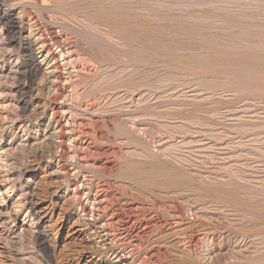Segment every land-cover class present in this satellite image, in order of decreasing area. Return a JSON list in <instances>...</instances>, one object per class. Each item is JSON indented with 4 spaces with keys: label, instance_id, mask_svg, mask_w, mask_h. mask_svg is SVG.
<instances>
[{
    "label": "rangeland",
    "instance_id": "374dc122",
    "mask_svg": "<svg viewBox=\"0 0 264 264\" xmlns=\"http://www.w3.org/2000/svg\"><path fill=\"white\" fill-rule=\"evenodd\" d=\"M21 1L0 0V16L9 13L17 17L20 15L18 18L19 23H21L20 25H23L22 30H26L27 25L31 24L30 17L39 22L38 25L42 22V24L47 25V28L50 27L49 29H52L55 34L57 33V37L61 41L70 37L66 43L70 42L71 45L63 48L64 58H60L59 52L55 51L57 57H59L58 64L60 68L58 73L60 79L59 83L56 84L58 94L55 96L56 98L52 96L50 99L48 96L52 95L51 90L54 88V85H52L53 78L45 74L44 71L46 70L36 75L24 76L21 72L22 70H20V66L24 62L26 55L15 47L14 41L8 40L3 28L4 22L0 21V177L2 185L0 189L2 192L6 191V194L2 197H6L5 199L8 197L9 207L15 205V207L18 206L19 210L22 209L21 214L17 217L20 226L26 214V211H23L25 192L22 187L26 182L32 186L35 197H37H34V202L38 203L39 209H43V216L39 225L48 228L46 239L42 242L36 241L34 238V228L32 227L34 220L29 217L26 220L27 223L24 225L28 233L26 232L25 236L21 239L22 241L12 240V244L8 243L5 237L4 225H0V264H118L117 259L119 258L122 259V264L156 263L154 262L156 257L155 259L153 258L154 254L151 256L149 253L153 248H149L148 245L141 247V249H135L133 253H130L127 241H123L121 245H125L123 246L125 252L116 250L118 258H115L114 255H104L105 253L100 249V245L102 244H99V240L95 239L92 241L94 245H88L86 243L87 235L79 236L75 233V231L77 232L80 229L81 224L93 223L95 221L94 223L97 226H101L107 222L110 210L115 209L121 203L138 206L137 208L144 215V211L150 212L151 203L154 199L162 206L164 204L163 207L158 208V215L160 217L163 215L162 218L166 219L169 225L173 224L174 228V225L179 226L176 230L177 233L174 231L171 233L172 235L169 233L168 236H164L160 230L149 235V242L156 240L157 243L154 246H158L157 248H159L158 263L213 264L212 257V259H206L207 261L203 260V258H205L204 255L206 256V253L211 254L215 250L217 254L216 259L220 264L239 263L237 261L238 257L242 259L240 261L242 264L253 263L255 259L260 257L264 252V242L257 245L256 248L252 246L253 243L249 242L254 241L255 244L259 238L264 237V235L257 236L260 229L262 233L264 232V227H262L264 223L254 222V220L247 217H239L240 214L233 212L230 207H221L217 209L218 211L211 209L209 210L211 215L205 213L204 217H199V221L193 217L191 211L194 200L192 193L185 192L184 194L179 191L175 195L172 194L174 191H178L179 186L185 185V178L181 177L182 179H179V182L174 187L176 190L174 188L164 189L163 187H166L173 178L179 175L183 177H188L187 175H189L190 178V174L200 169L202 172L205 170L204 172L213 171L222 174L228 171V166L234 161L236 162L234 169L237 170V167H243L252 176L253 174L254 176L256 175L255 177L253 176L254 178H257V176H260L261 179L262 177L264 178V155L261 154L263 162L258 158V162H256V159L252 157H241V155L246 154L248 147L239 145V142L243 138L256 141L257 143L253 145V149L251 150L252 155H254L252 151L255 154L258 153L256 148L259 145L264 146V95L263 90H260L262 86L252 85L250 87L243 82V80L256 79L255 75L260 70L264 74V70H262L264 66L261 65L262 61L260 60L264 59V49H262L264 47L261 50L244 52L249 47L245 45L244 39L239 38L236 42L234 41L235 52L230 57L225 55L223 56L224 59L218 61L215 59L217 56L215 50H212L213 52L209 54L199 51L198 47L200 48V46L195 44L198 42V39L192 38V41L195 43L189 44L191 46V50L189 51L191 52H186L187 58L200 57L203 59V62L212 64L210 66V68L212 67L211 69L205 71H196L192 68L188 71L182 68L181 70L175 69L172 72H161L153 77L143 76V81L160 82L168 78L174 79V82L181 81V79L190 81L189 85L192 86L193 90L200 91L208 98L197 105L190 104L183 106V109L179 106L177 107L178 110H162L156 108L155 105L149 106L146 104L132 106L131 113L134 114L136 122L133 123L134 126L129 131L128 129L126 130L127 134H118L116 132L118 125L112 122V120H116V117L121 112V105L109 94L105 96V90H107L106 82L110 85L116 82L111 80V76L108 73L109 69L95 63L98 60V56L91 52L85 55L81 54V50L76 46L79 44V46L85 47L84 42L80 39L82 41L80 45L75 33L68 34L74 31L84 32L86 27L84 28V25L80 23H77L78 26H74L71 24L72 22H68L72 31H66V34L63 32L62 27H57L54 24V22H57L53 20L54 18L50 10L47 9V12L45 11V8H49L52 4V0H44L41 6H39L40 0H38L37 5H34V0H30L33 4L29 0ZM70 1L67 0L69 3L78 0ZM88 1L85 0L84 2L87 3ZM162 1L168 5H172L174 2L175 4H180L183 0H176L177 2L175 0ZM204 1L206 2V0ZM204 1L202 7L207 3ZM207 1L209 2L210 0ZM219 1L218 3L216 2L217 4H214L215 6L210 1L204 9H212L215 10V14H219L225 11L222 8L226 7V9L233 10L234 16H238L237 18H240L245 12H249L252 15L250 18H253L251 19V23L260 28L264 27V21H262L264 20V0H228L229 3H227V0L225 3L224 0H222V3H219ZM130 3L131 1L129 0H99L93 3L92 6L94 10L97 7H125ZM208 4L210 8H207ZM218 4H223V6ZM34 6H39L40 8H35ZM145 6L148 9L154 7L147 4ZM162 9H167V7ZM218 10L219 13L217 12ZM240 12H243V14L241 13L242 15L240 14L239 16L238 13ZM44 18H46L45 22L43 21ZM166 25L161 24V26ZM220 30L225 31L227 29L222 27V25H218L207 30L206 33L218 35L220 34ZM242 30L241 27H235L228 31L233 35L234 33H240ZM163 36L165 40H168L170 37L177 40L184 39L183 36L173 35L166 29L163 30ZM206 37L209 38V36ZM255 40L261 41V39L259 41V39L254 38L253 45L258 43ZM71 41L79 43L76 45L71 43ZM262 41L264 43V39ZM163 42L170 43L171 41ZM73 46L77 48V51ZM249 46L251 47V45ZM177 50L181 51V49ZM76 52L77 54L74 55ZM232 57H243L244 59H241V62L238 64L236 60L231 62V59H227ZM72 61L74 63H71ZM66 62L70 64L65 66ZM190 64L195 63L191 62ZM255 65H257V68L259 67L258 71H256ZM80 66L85 68V72L74 71L73 67L80 69ZM182 73L188 75V77H183ZM19 88L26 90L27 94L20 96L17 92ZM255 88H258V90L255 91ZM252 90L254 91L252 92ZM53 99L55 100L53 101ZM177 99L181 100L180 98ZM22 100L30 101L25 111L20 109V101ZM85 107L88 109L86 110ZM52 111H56L54 119L59 122V126H54L50 131L53 135L49 140H45L43 138L45 134L44 125L50 120ZM241 111L246 112L254 118H242L239 122H230L225 119L228 112ZM175 126L180 127V129H174ZM59 127L63 130L62 134L66 142L63 146L66 155L61 160L60 165L63 166L69 175L67 177L62 175V178L54 180L51 178L50 172L56 169L57 171L58 169L60 170L57 163L52 159L53 155L57 153L56 132ZM136 127L138 128L135 129ZM97 131L101 132L100 135L104 136V139L99 138ZM214 131L221 133H215ZM177 133H182L187 138V142H194L193 147L191 149H181L180 147L179 149L178 147L171 146L170 143L181 137L176 136ZM171 135L175 137L170 138ZM253 135L254 137H252ZM229 139H233L234 143H236L233 148L229 143ZM36 143L37 145H35ZM107 149H110V153L103 155L104 150ZM224 154H227L226 157L229 162L225 159V161L220 160ZM33 156H35V159ZM107 162H112L114 166L103 167V164ZM202 162H205V164H201ZM161 168L162 170H166L165 173L167 175L158 174L162 171L159 170ZM130 169H137V172L139 170V172L143 171L142 178L137 173H135L137 175L135 179L128 176ZM191 170L194 171L191 173ZM254 178H252V181L255 180ZM209 181L210 183L215 182L213 180ZM233 182L240 187L241 194L254 197V200L256 199L254 191L260 189V185L254 184V182L252 184L241 182L236 177L233 178ZM56 184L59 185L60 190L57 192H60L63 196L61 200L56 199L57 194H51V191L57 186ZM75 187L79 189L77 194L74 195ZM244 187L248 193H244L246 192L243 190ZM102 189L106 190L104 192L106 195H115V200L112 202L113 205H109L107 202H104L100 206L95 204L93 199L97 194H103L101 193L102 191H98ZM213 191L217 190L213 189ZM253 193L254 195H252ZM259 193L261 194V192ZM76 204H79V206ZM106 204L108 205V209L105 207ZM81 207L86 212H91L92 216H84L81 212ZM98 207L101 211L98 210ZM174 208L180 210L182 222L174 216L173 212L176 210ZM103 210L106 213L102 212ZM12 213L10 210L8 215L14 217L15 215ZM197 222L199 223L197 224ZM213 224L215 225L213 226ZM213 227H217L216 231L219 230L218 232L223 235L220 237L221 240L218 238L211 239V243L206 238L197 245L195 252L192 251L189 239L205 229L211 231L210 229ZM258 227L261 228L258 229ZM117 228L118 226L116 227V224L113 225L112 223L107 229H109L110 234H115L118 232L119 228ZM161 230L163 231V229ZM249 230L250 233L253 232L251 233L252 235L255 232V240L234 242V235H241L244 231L248 233ZM86 232L90 233L88 229H86ZM174 233L176 237L173 235ZM104 244L107 247L111 245L112 248H117V245L112 240H107ZM118 245L121 246L120 242ZM234 247H237V249ZM187 249H190L189 252L185 251ZM128 251L131 255H129ZM183 251L185 255L187 254L186 257L182 254ZM16 252L20 254L16 255Z\"/></svg>",
    "mask_w": 264,
    "mask_h": 264
},
{
    "label": "bare ground",
    "instance_id": "6f19581e",
    "mask_svg": "<svg viewBox=\"0 0 264 264\" xmlns=\"http://www.w3.org/2000/svg\"><path fill=\"white\" fill-rule=\"evenodd\" d=\"M13 1L17 2V0H13ZM40 1L41 2H39V6H41V3H43L44 0H40ZM52 1L53 2H51L52 4L50 5V7L45 8V11L47 12V9L50 10L51 15L54 18L53 20L57 22V23L54 22V24L57 27H60V28L62 27L63 32L66 34L67 32L72 31L71 26H69L70 24L68 22H72L71 24L74 26H78L77 23L83 24L84 25L83 27L84 28L86 27L84 32H77V31H74L73 29L74 32H69L68 34L75 33L76 37L79 39L80 45L82 44L81 42L83 41L84 42L83 44L85 45V47H82V45L79 46V44L77 45V43L79 42L76 43L75 41L74 42L71 41V43H74L77 45L76 47L81 50L82 53L79 52L81 54L85 55L86 53L88 54V52L95 53L98 56L97 57L98 60L96 59L97 62L95 61V63L100 64L102 67L105 66L106 69H109L108 73L111 76V80L116 82V83H113L112 85L106 82L107 90H105L106 91L105 96L109 94V96L114 98L115 101L119 102L120 103L119 105H121L120 106L121 112L116 117V120H112V122H115L118 125L117 126L118 129L116 131L118 134H122V133L127 134L126 130L128 129L129 131L132 128V126H134L133 123H135L136 121L134 119V114L131 113L132 106H137L139 104L140 105L146 104L149 106L155 105L156 108L162 109V110H166V109L167 110L169 109L178 110L177 107L179 106L180 108L182 107L183 109V106L190 105V104L197 105L201 103L204 99L208 98L204 94H202L200 91L193 90L192 86L189 85L190 81H185L181 79V81L178 80L174 82V79L172 78H168L167 80L164 79L160 82L151 81V80L143 81V76L153 77L154 75L159 74L161 72L162 73L172 72L175 69L181 70L182 68L185 71H188L190 68L196 71H200V70L205 71V70L211 69L212 67L210 68V66H212V64L210 65L208 63L203 62V59H201L200 57L187 58L186 52H191L189 51L191 50V46L189 44L195 43L192 41V38L198 39V42L195 44H198L200 46V48L198 47L199 51H204V53L209 54L213 52L212 50H215L217 52V56L215 57V59L218 61L224 59L223 56L226 55L230 57V55L235 52L234 50L235 47L233 45L235 44L236 40L239 38L244 39L245 45L249 47L245 49L244 52H249L251 50H258V49L261 50V48L264 47V43H262L263 42L262 39H264V29H263L264 27L260 28L259 26H255L254 23H251L252 22L251 19L253 18H250V16L252 15L249 12H247L249 14H247L245 11H244L245 12L244 14L243 12L238 13L239 16L241 13L243 15L241 14L242 16L240 18H237L238 16L237 17L234 16L235 15L234 11L231 9L229 10L228 7H227L228 9H226V7L224 8L221 7L225 11L222 10L223 12L219 13V10H218L217 12L219 14H215L214 13L215 10L204 9L206 4L209 3L210 1L213 2V6H215L214 4L216 2L218 3L219 0L218 1L210 0L209 2L206 0L207 3L203 0L206 3L203 7L202 5L204 3L202 0H197V1L195 0L194 2L193 0L192 2L191 0H183L180 4H175V2L174 4H172L173 3L172 2L171 3L172 5H168L162 0H138L139 2L136 0H129L131 1V3L125 7H121V6L114 7V8L97 7V9H94V10H93L92 5L93 3L98 2L99 0L98 1L89 0L87 3L84 2L85 0L84 1L78 0L73 3L71 2L72 0L70 1L71 3L67 2V0H52ZM201 1L203 4L201 3ZM34 2H35L34 5H37L38 0H34ZM220 2L222 3V0L219 1V3ZM225 2L226 0H224V3ZM188 3L190 4L188 5ZM198 3H201V4H198ZM227 3H229L228 0H227ZM145 4L151 5L154 7H152L151 9H148L145 6ZM39 6H34V7L40 8ZM220 6H223V4ZM132 7H135V8H132ZM164 7H167V9H162ZM207 8H210L209 4L207 5ZM37 10H40V9H37ZM39 14H41V12H39ZM18 17L10 13L3 14L2 16H0V21L4 22L3 28L5 31L6 37L8 38V40L14 41L15 47L18 50L23 51L24 55H26L24 62L20 66V70H22L21 72L24 74V76L25 75L26 76L36 75L40 73L41 71L46 70L44 71L45 74H48L49 75L48 77L53 78L52 85H54V88L51 90L52 95H50V97L48 96V98L51 99L52 96L55 97L58 94V87L56 85L59 83V79H60V75L58 73L59 68H60L58 64V58L59 57L61 58L64 56L63 48L65 46L67 47L68 45H71L70 42L66 43V41L70 37L68 36L69 38H65L64 41H61L60 39H58L57 33L55 34L52 31V29H49L50 27L47 28V25L42 24V22L40 25H38L39 22H37L34 19H31L30 17L29 19L31 20V24L27 25V29L26 30L23 29L24 30L23 31L22 30L23 25H20L21 23H19ZM44 20H46V18H44L43 21ZM161 24H167V25L161 26ZM218 25H222V27H224L227 30L225 31L220 30V34L218 35H215L213 33L209 35L206 33L207 30H210L211 28L218 26ZM235 27H241L243 30L238 34L234 33L232 35L228 30L235 28ZM164 29H166L173 35L183 36L184 39L177 40L173 37H170L168 38V40H165L163 38ZM82 31H83V28H82ZM206 36H209V38H207ZM73 37L75 38V36ZM254 38H256L257 40L259 39V41L261 39L262 42L261 41L258 42L255 40L256 42H258L257 44L254 42L255 45H258V46H255L252 43L254 41ZM80 39L82 41H80ZM161 40L171 41V42L166 43ZM249 45H251V47ZM76 47L73 46V48H75L77 51ZM177 49H181L182 52ZM56 50L57 52H59L58 53L59 57H57V54L55 52ZM72 51H75V50H72ZM76 54L77 52L74 55ZM227 59H231L232 60L231 62H234V60H236L239 64L241 62V59H244V58L243 57H238V58L232 57V58H227ZM260 60L264 62V59H260ZM191 62L195 64H190ZM262 62H261V65L264 66V63ZM71 63H74V62L72 61ZM69 64H70L69 62H66L65 66H68ZM256 66L257 65H255L254 67ZM76 68L77 67H73L75 72H82V71L85 72V68L83 66H80V69L78 68L79 70ZM263 68L264 67H262V70H264ZM258 70H259V67L257 68L256 71ZM260 71H258V73L255 75L256 79L243 80V82L245 85H248L250 87L252 85L262 86L260 90L261 89L263 90V95H264V89H263L264 88V74H262L263 71L262 72ZM88 73H91V72H88ZM183 77H188V75L183 74ZM21 89L19 88V91H17L20 94V96L26 95L27 94L26 90L24 89L21 90ZM256 90H258V88H255V91ZM253 91L254 90H252V92ZM177 98H180L181 100H178ZM54 100L55 99H53V101ZM175 101L178 102L179 104L176 103ZM29 103L30 101L28 100L20 101V109L24 111L27 110ZM85 108L86 110L88 109L87 107ZM55 113L56 111H52V113L50 114L51 118H49L50 120L44 125L45 134L43 138L45 140H49L50 137L53 135V133H50L51 129H53L54 126H57V127L59 126V122L54 119ZM242 118H254V117L249 116L246 112H243V111L228 112L225 116V119L230 122H239ZM60 127L58 131L56 132L57 153L54 154L52 157L53 161L57 163V165L59 166L58 168H60V170L58 169L57 171L56 169L55 171L50 172L52 176L51 178H53L54 180L62 178V175L66 177L67 175H69L68 172L64 170L63 166L60 165L61 160H63L64 156L66 155V151L63 147L66 142L63 137L64 135L62 134L63 130ZM137 128L138 127H136L135 129ZM174 129H180V127L175 126ZM214 132L217 133L219 131H214ZM97 134L99 135V138L104 139V136L100 135L101 132L97 131ZM176 136H181V137L178 138L179 140L175 139L172 143H170L171 146L178 147L179 149L180 147L181 149L182 148L191 149V147H193L192 145L194 144V142L192 143L187 142V138L182 133H177ZM173 137L175 136L174 135L170 136V138H173ZM252 137H254V135ZM229 143L232 148L234 147V144H236L234 143L233 139H229ZM255 143L257 142L253 141L252 139L247 140V138H243L241 142H239V145L247 146L248 150L246 154L241 155V157H252L256 159V162H258L257 160L258 158L260 159L261 162H263L261 160V154L264 155L263 145H259L256 148L258 150L257 154H255L254 151H252L254 155L251 154V150L253 149V145H255ZM35 145H37V143ZM86 148L88 147L86 146ZM109 153H110V149L109 150L107 149V150H104L103 155H108ZM226 155L224 154L220 158V160L221 161H223L224 159L227 160L228 158L226 157ZM33 158L35 159V156H33ZM227 161L229 162V160ZM235 163H236L235 161L233 163H230L231 165L228 166V169H227L228 171L222 174H219L213 171L204 172L205 170L202 172L201 169L199 171H195L194 173H192V171L194 170H191L192 174L187 173V174H190L191 176L190 178H189V175H187L188 177H183L182 175H179L178 177L173 178L170 181V183L166 187H163V188L173 189L179 182V179L185 178V181H186L185 185L179 186L177 189L178 191H174L172 194L175 195L179 191L184 194L185 192L192 193V195L194 196V200H193V204H192L193 207L191 208V211H192L193 217L199 221H200L199 217H204V214L209 213V210L211 209L214 211H218L217 210L218 208L230 207L233 210V212L240 214L239 217H242V218L247 217V218H250L251 220H254V222L264 223V178L262 177L261 179L260 176H257V178H254L256 175L254 176L253 174L254 176L253 177L252 174L246 172L243 169V167H237V170H238L237 171L236 169H234ZM112 164H113L112 162L110 163L107 162L103 164V167H106ZM201 164H205V162L204 163L202 162ZM113 166L114 165H112V167ZM136 170L137 169H130L129 171L130 174L128 176H131L135 179L137 177L135 173H137L142 178L144 172L143 171L139 172L140 170L137 172ZM159 170L161 171L162 168ZM163 170L159 172L158 174L167 175V173H165L166 170L165 171ZM234 177L239 179L241 182H245V183L248 182L251 184L254 182V184L261 186L260 189L258 190L256 189V191H254L256 193L255 200H254V197H249V196L241 194L242 192L240 191V187L235 185V183L233 182ZM252 178H254L256 181L255 180L252 181ZM209 180H213L215 182L210 183ZM182 184L184 183L182 182ZM0 186H2L1 177H0ZM57 186H55L53 191H51V194H57L56 199L61 200L63 199V196L62 194H60V192H57L59 190V185ZM104 187L107 188V186L105 185ZM22 188L25 192L24 199H23L24 200V210L23 211H26V214L20 226H19V220L17 217H19V214H21L22 209L19 210L18 206L15 207V205L14 206L12 205L11 207H9L8 197L7 199H5L6 197L5 198L2 197L3 195L6 194V191L2 192L0 189V221H1L0 225L1 226L2 224L4 225L3 227L4 233H6L5 237L7 238L8 243L13 244V242H11L12 240L20 241L25 236L27 232V228L25 229L24 225L27 223L26 221L27 218L29 217L33 218L34 223L32 224V227L34 228V238L36 241L42 242L46 239V232L48 230V228H45L46 226L43 227L39 225L42 219V216H43V209L42 210L39 209L37 205L38 203L36 204L34 202L35 194H34L33 187L27 184L26 182L23 184ZM78 189L79 188L77 187L74 188V195L77 194ZM213 189H216L217 191H213ZM174 190L176 189L174 188ZM243 190L246 191L245 187ZM98 191L100 192L102 191L101 193L103 194L102 195L97 194L94 197L93 200L95 204L100 206L104 202H107V204L109 203V205H113L112 202L115 200V195H111V194L106 195L104 193L106 192V190H103V189L98 190ZM259 192H261V194ZM244 193H248V192L246 191ZM252 195H254V193ZM214 199L216 200V202ZM152 203H151L152 207L150 208V212L147 213L146 211H144L145 213L144 215L141 213V210L137 208L138 206L136 207L133 204H128V203L122 204L121 203L115 209L110 210L108 220H106L107 222L103 223L101 226H97L96 223H94L95 221L93 223L81 224L80 229H78L77 232L75 231V233H77L79 236L87 235L88 237L86 238V243L88 245H91V244L94 245L92 241L95 239L99 240V244H102L100 245V249L105 253L104 255H108V254L112 256L114 255L115 258H118V254L116 253V250L125 252V248H123V246L125 245L123 246L121 245V242L123 241H127L128 243L127 245H128V249H130V253H133L135 249H138V248L141 249V247L148 245L149 248H153L149 252L150 255L152 256L154 254L153 255L154 259L156 257L154 261L156 263H150V264H160L158 263L159 248H157L158 246L157 247L154 246L157 242L156 240L149 242V235L158 230H160L162 235L164 236L165 235L168 236L169 233L170 235H172L171 233L174 231L175 233H177L176 230L179 226L177 227L176 225H174L175 226L174 228L173 224L169 225L168 224L169 222L167 223V220L162 218L163 215L161 217L158 215V208L163 207L164 204L162 206L156 201V199H154ZM107 204L105 207L108 206ZM76 205L79 206V204H76ZM213 205H215L216 207ZM9 208L14 213L15 215L14 217H11L8 215L10 213ZM174 209H176L175 210L176 212L175 211L173 212V214H175L174 216H176V218L181 221L182 214L180 210L177 208H174ZM98 210H100L99 207H98ZM81 212L84 214V216H92V213L89 211L86 212L83 209V207H81ZM102 212H105V211L103 210ZM112 223L113 225L116 224V227L118 226L119 228V229L117 228L118 229L117 233H115L116 231L114 230L115 234L112 233L113 235L110 234L108 231L109 229H107L108 226H110ZM198 223L199 222H197V224ZM214 225L215 224H213V226ZM262 227L264 226L262 225ZM260 228L261 227H258V229ZM86 229H88L90 233H87ZM161 229H163V231ZM216 229L218 228L213 227L210 229L211 231H215V232L202 229L203 231L200 232L198 235H195V236L193 235V237L189 239L190 240L189 243L192 247V251L195 252L197 249V245L206 238L209 239L210 242L216 238L221 240L220 237L223 235L218 232L219 230L216 231ZM253 229L255 228L253 227ZM111 230L113 231V229ZM175 233L173 235L176 237ZM251 233L249 230L248 233L244 231L241 235H238V236L234 235L233 236L234 242L235 243L244 242V241L249 242L251 240H255V237H254L255 232L253 235ZM261 235H264V232L262 233L260 229V231H258L257 236H261ZM178 239L181 241L180 238ZM107 240H112L114 244L117 245V248L114 249L111 247V245L110 247L109 246L107 247L104 244L105 241ZM119 242L121 246L118 245ZM263 242H264V237H261L258 239L257 243L255 242L254 244V241L249 242V243H253L252 246L256 248L257 245H260ZM234 248L237 249V247H234ZM189 250L190 249H187L185 251L189 252ZM215 251L213 253L211 252V254L206 253V256L204 255L205 258H203V260L204 259L209 260L213 258L212 260L214 261L215 264L219 263V261L216 259L217 254ZM130 253L129 255H131ZM15 254L19 255L20 253L16 252ZM182 254L185 255V252L183 251ZM212 254L213 256H211ZM186 255L184 257H186ZM241 260L242 259L238 257L237 261L239 263L234 262V264H242L240 263ZM117 261L119 262L118 264H122L121 258L117 259ZM128 264H144V263H128ZM243 264H264V252L262 253L260 257L255 259L253 263H243Z\"/></svg>",
    "mask_w": 264,
    "mask_h": 264
}]
</instances>
